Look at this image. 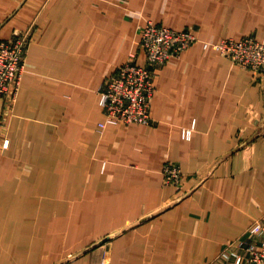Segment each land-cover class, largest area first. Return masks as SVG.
Wrapping results in <instances>:
<instances>
[{"label": "crops", "instance_id": "crops-1", "mask_svg": "<svg viewBox=\"0 0 264 264\" xmlns=\"http://www.w3.org/2000/svg\"><path fill=\"white\" fill-rule=\"evenodd\" d=\"M148 20L199 42L159 67L151 123L100 129L101 83L144 63ZM16 30L31 41L0 97V264H231L264 222V83L203 42H264V0H0V38Z\"/></svg>", "mask_w": 264, "mask_h": 264}, {"label": "built area", "instance_id": "built-area-1", "mask_svg": "<svg viewBox=\"0 0 264 264\" xmlns=\"http://www.w3.org/2000/svg\"><path fill=\"white\" fill-rule=\"evenodd\" d=\"M30 30H16L8 38H0V97L13 99L20 86L25 70V59ZM199 42L190 29H174L148 20L141 27L140 45L145 52V61L140 63L136 52H131L116 74L107 76L99 88L100 104L104 119L100 129L117 123H151V106L156 91L155 78L159 67L173 57L181 56L190 46ZM234 63L248 69L253 77L264 83V42L252 35L240 39L226 38L221 41H204ZM192 128L184 129L190 138ZM181 166L169 161L164 165L166 184L181 186ZM248 239L229 244L221 253L231 264H264V222H256L250 229ZM100 264H105L103 261Z\"/></svg>", "mask_w": 264, "mask_h": 264}, {"label": "rangeland", "instance_id": "rangeland-1", "mask_svg": "<svg viewBox=\"0 0 264 264\" xmlns=\"http://www.w3.org/2000/svg\"><path fill=\"white\" fill-rule=\"evenodd\" d=\"M248 35H252L253 37H255L257 40H260V39H258V37L256 36V34L255 33H251V34H248ZM248 35H246V36H248ZM244 37V36H243ZM240 39V38H239ZM223 40V39H222ZM221 41V40H220ZM261 41V40H260ZM263 42V41H262ZM3 98H7V97H3Z\"/></svg>", "mask_w": 264, "mask_h": 264}]
</instances>
